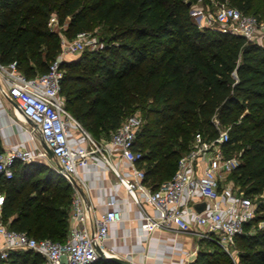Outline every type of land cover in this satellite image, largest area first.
<instances>
[{"label": "trees", "instance_id": "obj_1", "mask_svg": "<svg viewBox=\"0 0 264 264\" xmlns=\"http://www.w3.org/2000/svg\"><path fill=\"white\" fill-rule=\"evenodd\" d=\"M196 0H0V64L15 63L31 79L47 72L61 50L49 26L73 39L103 24V48L61 64L65 108L90 133L110 135L133 107L150 101L135 149L144 182L170 180L194 135L228 128L227 155L242 151L231 178L249 197L264 193V46L199 28L190 16ZM264 20V0H217ZM144 121V120H143ZM197 130H201L199 132ZM190 135V136H189ZM3 148L0 145V152ZM237 175V180L233 176ZM239 181V182H238ZM1 221L37 239L64 241L72 189L42 162L16 163L10 179L0 175ZM264 201L234 238L237 259L211 242L191 264H264ZM255 229V232H250ZM43 264L32 251L10 252L0 264Z\"/></svg>", "mask_w": 264, "mask_h": 264}, {"label": "built area", "instance_id": "obj_2", "mask_svg": "<svg viewBox=\"0 0 264 264\" xmlns=\"http://www.w3.org/2000/svg\"><path fill=\"white\" fill-rule=\"evenodd\" d=\"M212 22L217 24L212 29L264 46L263 19L245 14L227 3H218L210 16ZM48 24L55 30L54 26L58 24L56 17L51 16ZM60 43L61 50L50 62L46 73L29 79L16 69L15 63L0 64V79L18 114L29 124V142L35 144V134L38 133L53 152L55 171L72 188L68 233L64 241L37 239L0 223V257L5 259L14 251H32L42 256L45 264H94L101 256L109 255L101 251V246L108 237L109 225L121 221L122 214L112 208L97 213L95 206L85 204L79 168L89 163L111 171L134 203L141 205L146 202L157 210L154 215L144 214L148 232L189 231L196 227L201 229L199 234L202 238L215 241L224 250L232 248L235 236L243 233L245 224L255 218L260 201L244 195L228 180L241 164L238 157L227 155L224 150L229 141L228 128H223L215 119L218 130L215 138L206 139L196 133L192 147L178 159L172 178L155 189L150 188L144 182V170L137 165L142 152L135 149L137 133L143 124L141 115H129L107 141H101L95 140L64 105L61 95L62 62L78 58L91 43L99 50L102 43L95 44L90 32H80L71 40L60 34ZM70 123L85 137L84 146L71 144ZM34 146L31 149L19 143L1 151L0 175L12 178L16 163L43 162L47 157L46 151ZM114 159L130 166L131 178L123 175ZM196 197L207 201L202 211L189 204ZM115 204V198L110 197L107 205L112 207Z\"/></svg>", "mask_w": 264, "mask_h": 264}, {"label": "crops", "instance_id": "obj_3", "mask_svg": "<svg viewBox=\"0 0 264 264\" xmlns=\"http://www.w3.org/2000/svg\"><path fill=\"white\" fill-rule=\"evenodd\" d=\"M1 87L6 88V86L4 84L0 86V145L3 150L19 143L31 149H34V145H38L45 150V144L41 138L40 141L35 138V144L29 142L27 131L29 126L22 123L16 124V121H19L15 118V115H21L18 114L16 105L10 97L3 94ZM21 118L24 119L22 116ZM69 134L73 146H84L86 144L85 137L72 123L69 124ZM110 136L111 134L99 140L107 141ZM46 160L48 162L52 161L55 167L56 159L54 156L49 157L47 154L46 159L42 162L50 165ZM113 162L122 171L123 175L132 177V169L128 164L119 163L116 159ZM79 173L83 181L81 190L87 206H95L97 213H103L112 208L119 210L122 214L121 221L109 225L108 237L102 244L101 251L104 250L109 255L127 260L130 264H191L199 252L212 251L211 242L215 241L202 238L199 234L201 229L196 227H192L189 231L156 230L148 232L144 214L154 215L157 210L146 202L141 205L134 203L124 186L118 182L111 171H107L94 163H89L80 167ZM145 184L154 189L157 182H147ZM139 195L141 199L144 198L142 194L139 193ZM110 197H114L116 200V204L112 207L107 205ZM3 199L4 194L0 193V207ZM200 203H204L206 206L207 201L202 197H196L189 204L195 208V205ZM0 223H3L1 216ZM5 264H7V261ZM94 264L115 263L101 257Z\"/></svg>", "mask_w": 264, "mask_h": 264}, {"label": "rangeland", "instance_id": "obj_4", "mask_svg": "<svg viewBox=\"0 0 264 264\" xmlns=\"http://www.w3.org/2000/svg\"><path fill=\"white\" fill-rule=\"evenodd\" d=\"M216 4H218L217 0H196L193 3H190L189 2V6H190V11H189L190 12V16H191L193 22L199 28H203L204 26L211 27V28H216L217 27V24L216 23H213V22L210 23V16H212L214 14V11L216 9ZM56 12L57 11H56V8H55L54 11H52L51 16H55L56 19H57V13ZM64 27L65 26H60L58 24L54 26V28L58 32L59 36H60V34H63ZM104 28H105V26L103 24H100V25H97L92 32H90V38H91V40H93V42L95 44L98 43V42H100L102 36H104L103 35L104 34V32H103L104 31ZM93 48H94V45H93V43H91L90 45L86 46V48H85L84 51H87V52L98 51L97 49H95L96 47L94 49ZM102 48H103V44H102ZM2 83L4 84V82L0 79V86L3 85ZM1 90L3 91V94L5 96H8L7 95L6 88H2L1 87ZM150 105H151L150 101L142 102L139 105L133 107L132 110L127 115L137 113V114H139V115L142 116V118L144 120L143 123H145V112H146V109ZM15 118L19 121V123H22V124H24L26 126H29V124L24 119H22L21 116L15 115ZM197 131L202 132L201 130H197ZM89 134L95 140H99L100 139V137L96 136L95 134H93L91 132ZM35 138L37 139V141L38 140L40 141V136L38 135V133L35 134ZM192 145H193V142H190V148L192 147ZM181 154H184V152H182ZM231 155L238 157L240 159V162L241 163L243 162V158L241 157L242 156V151H240V150L233 151L231 153ZM48 163L50 164L49 166L54 169V163L52 161L51 162H48ZM233 179L237 180V175H234L233 176ZM228 180L231 181V182L233 181L231 178H228ZM236 188H240V187L239 186H236ZM253 199L255 201H258V202L259 201L260 202H263L264 201V193L261 196H255V197H253ZM259 226H264V223L263 222L260 223ZM254 230L255 229H251L250 232H255ZM224 251L226 252L227 255L232 256L234 260L237 259V254H238L237 248L232 247V248H230L228 250H224Z\"/></svg>", "mask_w": 264, "mask_h": 264}, {"label": "water", "instance_id": "obj_5", "mask_svg": "<svg viewBox=\"0 0 264 264\" xmlns=\"http://www.w3.org/2000/svg\"><path fill=\"white\" fill-rule=\"evenodd\" d=\"M45 150H46L49 157H53L52 150L49 147H47L46 145H45ZM204 207H205L204 203H200V204L195 205V209L197 211H202L204 209ZM101 257L104 258L105 260H110V261L114 262L115 264H130L127 260L118 258V257L113 256V255H106V256H101Z\"/></svg>", "mask_w": 264, "mask_h": 264}]
</instances>
